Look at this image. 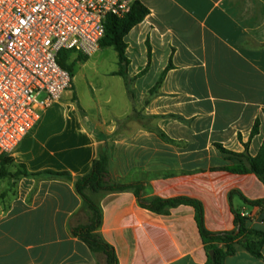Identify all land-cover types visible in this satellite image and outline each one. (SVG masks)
<instances>
[{
    "label": "crops",
    "instance_id": "obj_1",
    "mask_svg": "<svg viewBox=\"0 0 264 264\" xmlns=\"http://www.w3.org/2000/svg\"><path fill=\"white\" fill-rule=\"evenodd\" d=\"M140 3L148 14L124 38L132 110L95 122H86L83 112L78 125L58 126L55 142L43 140L49 127L42 119L34 129L32 166L23 164L31 173L64 171L76 178L90 172L105 147L112 183L142 185L143 200L198 201L210 233L233 231L237 212L248 214L246 229L264 235V208L249 204L264 200V184L252 173L227 171L234 161L217 148L254 157L264 140V0ZM133 103L144 119L130 118L137 112ZM17 185L18 196L0 213V264L98 263L72 235L88 211L71 182L43 176ZM91 198L117 264L207 263L193 207L156 214L139 205L133 189ZM224 264H264V238L260 258L238 249Z\"/></svg>",
    "mask_w": 264,
    "mask_h": 264
},
{
    "label": "built area",
    "instance_id": "obj_2",
    "mask_svg": "<svg viewBox=\"0 0 264 264\" xmlns=\"http://www.w3.org/2000/svg\"><path fill=\"white\" fill-rule=\"evenodd\" d=\"M136 2L0 0V158L10 156L70 88L72 78L59 65V52L94 55L106 18L124 17Z\"/></svg>",
    "mask_w": 264,
    "mask_h": 264
},
{
    "label": "trees",
    "instance_id": "obj_3",
    "mask_svg": "<svg viewBox=\"0 0 264 264\" xmlns=\"http://www.w3.org/2000/svg\"><path fill=\"white\" fill-rule=\"evenodd\" d=\"M148 14V10L140 3L136 2L131 11L122 18L108 16L104 25V36L100 41V48H113L117 54L118 70L113 72L112 76H119L124 82L126 92L129 99L134 98L131 90L134 79H131L127 74L129 61L125 56L126 43L124 38L127 34L139 23H141ZM72 51L63 50L58 54L59 65L69 72L73 79V71L76 62H83L87 57L78 56L71 61ZM170 69L168 66L161 75L159 81L150 90V95L154 94L160 87L165 73ZM72 87V81L70 84ZM75 97V96H74ZM259 121L256 120L251 130V137L258 133ZM95 136L101 141L105 137L96 133ZM217 148L224 155L230 157L234 161L231 168H226L227 171L235 174L252 173L264 184V140L260 149L254 157L249 154L233 153L223 149L217 145ZM10 166H13L10 157L0 158V180L10 179L13 182H18L22 178H38L47 176L58 180L71 182L74 190L80 197L83 205L88 211L85 223L75 225L72 229V235L84 243L89 251L98 258L97 264H117V258L113 248L108 245L101 237L99 230L102 222V212L98 203L91 198L92 194H107L115 192H124L134 190L138 203L142 208H145L156 214H167L170 209L180 205H188L195 209V220L199 229V234L207 253L206 264H224L225 259L236 254L238 249L247 251L255 258L261 257V246L264 235L250 229L245 228V218L239 213H235V229L224 233H210L203 225V209L198 201L188 198H173V199H151L143 200L140 197L142 185L140 184H115L112 183L108 169V150L105 147H99L97 159L92 163L89 173L86 175L73 178L68 172L44 170L41 172L31 173L27 171L24 164L18 165L15 173L9 171ZM235 192L230 193V197ZM264 208V200L249 203ZM213 251V256L208 253Z\"/></svg>",
    "mask_w": 264,
    "mask_h": 264
},
{
    "label": "rangeland",
    "instance_id": "obj_4",
    "mask_svg": "<svg viewBox=\"0 0 264 264\" xmlns=\"http://www.w3.org/2000/svg\"><path fill=\"white\" fill-rule=\"evenodd\" d=\"M79 55L82 56L73 53L71 61ZM116 70H118L117 54L110 47L100 48L85 61L76 62L72 87L64 92L57 103L43 113L40 120L8 156L13 162L9 171L15 173L16 169H19L18 165L23 164L24 161H28L32 166L36 136L34 129L42 119L49 127L46 128L48 134L42 137L43 140L51 136L55 142L56 135L60 132L58 126L78 125L83 120V112L87 115L86 122L91 119L95 122L99 116L109 121L121 116L125 111H131L132 105L122 78L111 76V73ZM133 108V111L137 112L130 118L144 119L141 116V107L133 103ZM18 182L10 179L0 180V213L5 211L10 202L18 196Z\"/></svg>",
    "mask_w": 264,
    "mask_h": 264
},
{
    "label": "water",
    "instance_id": "obj_5",
    "mask_svg": "<svg viewBox=\"0 0 264 264\" xmlns=\"http://www.w3.org/2000/svg\"><path fill=\"white\" fill-rule=\"evenodd\" d=\"M208 255H209L210 257H212V256H213V251H210V252L208 253Z\"/></svg>",
    "mask_w": 264,
    "mask_h": 264
}]
</instances>
